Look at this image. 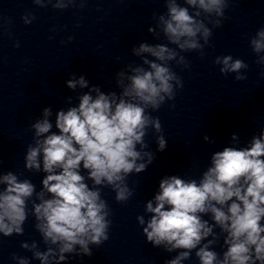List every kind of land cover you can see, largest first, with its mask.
<instances>
[{"label":"clouds","instance_id":"obj_1","mask_svg":"<svg viewBox=\"0 0 264 264\" xmlns=\"http://www.w3.org/2000/svg\"><path fill=\"white\" fill-rule=\"evenodd\" d=\"M76 2L48 0L53 9H67ZM33 3L45 6L43 0ZM85 3L86 0H79V7L83 8ZM183 3L187 6L178 0H164L166 12L153 14L156 26L148 30L157 38L162 33L167 44L140 43L132 49L135 56L147 53L154 59H143L147 68L129 65L133 74L127 75L128 83L124 71L117 73V84L123 89L119 97L115 92L105 94L99 87H93L90 92H95V97L85 93L79 98L78 107L57 112V132L52 131L48 119L50 108L43 110L44 119L31 125L35 145L27 147L25 168L40 171L42 162V170L47 174L42 180L43 189L51 195L45 198L44 191L36 193L40 202H32L34 228L45 244L58 245V250L49 247L46 252H34L42 264L57 256L59 264L67 259L66 253L92 256L89 245L100 246L107 241L112 223L109 218L112 212L102 198V189L110 188L120 204L133 196L134 189L128 186L127 178L146 171L156 158L155 153L142 151L148 147L144 138L149 127L157 134V151L166 149L160 119L151 113L175 100L177 90L184 87L170 62L188 68L189 62L181 53L195 51L204 56L212 29L222 26L230 0H183ZM21 19L27 25L35 16L28 13ZM249 44L257 54L255 62L264 65V56L259 55L264 52V27L256 31ZM214 63L222 65L219 72L224 76L235 73L236 81L247 78L241 74L242 69H248L242 59L224 55L217 56ZM88 83L80 76L68 80L67 87L88 88ZM232 139L236 140L237 135L233 134ZM204 140L214 142L208 136ZM137 145L141 150H137ZM81 169L86 170L92 187L85 182ZM0 185L4 186L0 190V233L3 237L23 235V225L29 216L28 201L36 192L35 185L11 171L0 176ZM159 189L155 205L152 201L146 204V211L152 215L142 234L153 247L163 246L167 252L182 250L165 264H181L190 258L193 249H198L195 256L199 264H264V129L252 139L250 147H225L215 152L211 167L199 182L173 175L162 179ZM209 213L213 223L202 218V214ZM137 220L140 225L145 224L143 216H137ZM215 227L220 229L219 233L213 231ZM209 236L212 239H207ZM221 236L226 246L222 254L212 250ZM21 247L29 246L24 243ZM32 248H36L35 242ZM12 259L29 264L27 258L15 254Z\"/></svg>","mask_w":264,"mask_h":264}]
</instances>
